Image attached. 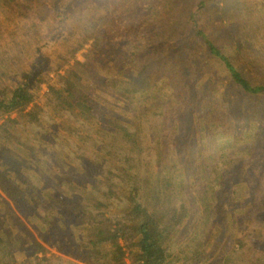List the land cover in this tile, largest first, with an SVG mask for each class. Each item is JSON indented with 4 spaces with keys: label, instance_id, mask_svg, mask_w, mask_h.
<instances>
[{
    "label": "rangeland",
    "instance_id": "374dc122",
    "mask_svg": "<svg viewBox=\"0 0 264 264\" xmlns=\"http://www.w3.org/2000/svg\"><path fill=\"white\" fill-rule=\"evenodd\" d=\"M76 6L78 16L84 15L103 35L102 50L92 57L97 76L92 86L108 103L94 105L102 129L84 125L80 140L63 138L60 122L50 114L39 124L10 123L8 133L0 134L1 178L12 194L17 187L27 193L23 200L3 195L21 238L15 248L19 260L35 262V245L41 242L48 250L43 264H90L87 260L96 255H87L77 241L82 230L76 222L83 210H92L99 200L108 204L110 216L129 210V202L117 198L115 180L138 186L137 200L151 206L152 176L161 168V155L166 170L183 174L186 181L192 208L183 230L192 243L186 251L204 245L211 232L206 221L199 223L202 216L219 230L205 264H264V94L245 92L221 62L209 61L204 40L193 38L191 18L195 12L207 36L247 77L264 84V0H76ZM38 25L31 26L30 18H19L11 9L0 11V87L30 81L24 72L31 68L51 70L53 78L64 73L55 69L67 45L62 41L66 27ZM89 48L83 46L74 59L86 61ZM35 55L40 62L34 64ZM38 80L41 102L48 81ZM8 115L16 113L2 115L0 127ZM121 123L138 131L143 152L130 153L117 141L111 130L116 132ZM127 154L132 155L129 161ZM205 166L222 176L211 217L198 209ZM33 171L41 185L31 183L36 180ZM33 190L68 217H55L42 231L33 215L46 211L31 203ZM179 247L177 243L172 249Z\"/></svg>",
    "mask_w": 264,
    "mask_h": 264
},
{
    "label": "trees",
    "instance_id": "16d2710c",
    "mask_svg": "<svg viewBox=\"0 0 264 264\" xmlns=\"http://www.w3.org/2000/svg\"><path fill=\"white\" fill-rule=\"evenodd\" d=\"M205 0H200L203 4ZM76 0H0V11L11 9L17 17L22 19H31V26L37 28L39 23H51L60 28L65 26L67 36L62 41L67 42L65 52L60 56V64L56 67L64 69V73H57L56 78L51 77V70L48 73L40 69L25 71L30 81L13 82L11 85L0 87V118L4 114L16 113L15 117L9 115L4 119L0 127V134L8 133V124H39L43 117L50 114L51 118L58 120L61 124L59 129L64 133L63 138L74 139L78 133L86 132L84 125H94L100 127V119L94 111V105L98 103H108L102 94L94 91L93 83L97 79L93 73L92 57L98 55L103 47V35L96 26L89 21L83 20L84 15L78 16ZM195 36L204 40L209 51L208 59L210 62H221L229 75V79L250 94H264V84L255 83L247 77L232 59L223 52L222 48L210 39L201 26L198 25L196 13L191 16ZM69 23V26H68ZM73 23L74 26H72ZM84 23V24H83ZM71 25V26H70ZM32 28V27H31ZM32 37L39 40L37 31L32 30ZM74 40L75 45H70V40ZM89 45L86 61L74 59L76 52L83 46ZM35 53H41V47L37 48ZM36 56V55H35ZM35 56L33 58H35ZM33 59V63L40 62V58ZM72 61H74L72 63ZM69 65L68 68H65ZM50 76V77H49ZM48 81V91L46 98L41 102L38 100L40 95V85L34 82ZM8 87H10L8 89ZM144 93L141 92L140 94ZM140 100V99H139ZM113 126H115L113 124ZM113 126L111 128L113 129ZM117 131L111 133L116 135L120 142L130 153H141L144 151V139L137 135V130L131 124L121 123ZM101 128V127H100ZM85 129V130H84ZM102 129V128H101ZM93 147L97 145L92 140ZM82 146V145H81ZM92 149L91 146H86ZM103 148H105L103 146ZM103 154L102 151L97 150ZM159 152V151H158ZM126 160L132 159V155L127 154ZM164 158L159 155L158 161H161V168H158L152 176V195L154 199L151 206L143 201H138L135 193L139 190L138 186H127L120 184L117 180L112 181L119 192L117 198H125L129 204V210L122 212L121 216H110L108 204L101 200L95 203L93 209H84L82 219L76 224H81V235L77 237L79 249L83 252L96 255L87 260L90 264H205L208 253L215 243L218 235V226L212 220H203L202 216L199 223L206 221L208 227H211L209 236H204V245L199 244L186 251L192 243L183 236L184 227L187 224L189 216L192 214V208L189 200L186 198V181L183 174L172 175L166 170L167 164L162 163ZM159 167V166H158ZM204 177L203 190L198 209L200 214L214 212L216 204V187L222 185L221 175L214 168V173L202 169ZM35 181L42 184L43 181L39 174L33 171ZM127 172V171H125ZM120 177V175H117ZM8 182L1 178L0 173V264H43L48 259L47 248L41 242L35 245V262L30 260H19L17 257V244L21 238H17V228L11 223L12 212L7 205L5 196L17 197L21 200L27 193L20 188H15L14 193L10 192ZM21 193H24L23 195ZM109 195V194H108ZM27 196V195H26ZM113 196H116L113 193ZM123 196V197H121ZM148 198V196H146ZM145 197V198H146ZM15 200V199H14ZM56 202H61L57 199ZM31 203H35L46 214L41 215L34 212L33 220L38 223L42 231H47L53 224L55 217L67 218L66 214H59V211L46 196L38 195V190L31 192ZM128 207V206H127ZM95 209V211H94ZM78 210V209H76ZM87 217H86V216ZM86 217V218H85ZM191 218V217H190ZM212 227L216 228L215 230ZM206 235V233H205ZM181 238V240H179ZM34 241L31 239V244ZM180 246L173 250V246ZM42 253L41 257L36 256ZM69 255H75L72 250H68ZM33 256V257H34ZM79 256V255H76ZM252 264V263H251Z\"/></svg>",
    "mask_w": 264,
    "mask_h": 264
}]
</instances>
